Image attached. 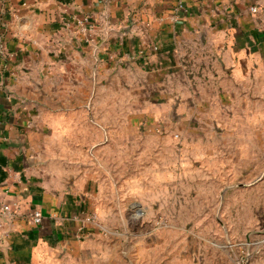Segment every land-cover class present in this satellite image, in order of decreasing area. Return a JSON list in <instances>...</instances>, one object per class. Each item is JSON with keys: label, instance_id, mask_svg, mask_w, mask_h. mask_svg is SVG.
Segmentation results:
<instances>
[{"label": "crops", "instance_id": "crops-1", "mask_svg": "<svg viewBox=\"0 0 264 264\" xmlns=\"http://www.w3.org/2000/svg\"><path fill=\"white\" fill-rule=\"evenodd\" d=\"M262 67L264 0H0V204L21 214L0 264H117L130 242L79 219L115 222L134 135L224 123Z\"/></svg>", "mask_w": 264, "mask_h": 264}, {"label": "rangeland", "instance_id": "rangeland-1", "mask_svg": "<svg viewBox=\"0 0 264 264\" xmlns=\"http://www.w3.org/2000/svg\"><path fill=\"white\" fill-rule=\"evenodd\" d=\"M261 74V97L231 108L224 123L186 121L195 125L190 133L171 120L150 140L134 135L133 166L114 169L133 182L118 176L128 195L105 227L123 247L130 242L117 264H264L263 67Z\"/></svg>", "mask_w": 264, "mask_h": 264}, {"label": "built area", "instance_id": "built-area-1", "mask_svg": "<svg viewBox=\"0 0 264 264\" xmlns=\"http://www.w3.org/2000/svg\"><path fill=\"white\" fill-rule=\"evenodd\" d=\"M252 13H258V8L254 7L251 9ZM20 207L17 204H0V241L7 236V222L14 221L16 218L20 217ZM35 225H41L44 221V217L41 211H34L27 216ZM79 222L83 224H90L96 226L98 229L105 231L106 234H111L107 231L103 225L100 217L97 214H89L81 217Z\"/></svg>", "mask_w": 264, "mask_h": 264}]
</instances>
